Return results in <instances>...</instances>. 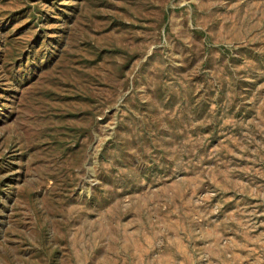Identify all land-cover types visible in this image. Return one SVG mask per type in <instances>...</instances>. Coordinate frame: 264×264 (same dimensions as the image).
I'll use <instances>...</instances> for the list:
<instances>
[{"label":"rangeland","instance_id":"1","mask_svg":"<svg viewBox=\"0 0 264 264\" xmlns=\"http://www.w3.org/2000/svg\"><path fill=\"white\" fill-rule=\"evenodd\" d=\"M0 264H264V0H0Z\"/></svg>","mask_w":264,"mask_h":264}]
</instances>
